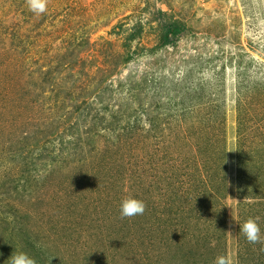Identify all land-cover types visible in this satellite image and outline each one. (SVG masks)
Instances as JSON below:
<instances>
[{
    "label": "rangeland",
    "instance_id": "374dc122",
    "mask_svg": "<svg viewBox=\"0 0 264 264\" xmlns=\"http://www.w3.org/2000/svg\"><path fill=\"white\" fill-rule=\"evenodd\" d=\"M168 18L183 31L158 47ZM138 76L140 121L114 112ZM203 82L206 107L163 116L156 100ZM263 119L264 0H48L43 14L0 0V264L19 251L37 264H178V250L211 261L203 234L239 264V225L259 217L264 236L261 179L240 184L237 167L240 149L264 159ZM92 126L91 142L65 147ZM129 194L145 211L121 218Z\"/></svg>",
    "mask_w": 264,
    "mask_h": 264
},
{
    "label": "trees",
    "instance_id": "16d2710c",
    "mask_svg": "<svg viewBox=\"0 0 264 264\" xmlns=\"http://www.w3.org/2000/svg\"><path fill=\"white\" fill-rule=\"evenodd\" d=\"M160 36H159V45L158 47H164V46H167L169 44H172L174 43V41L177 40V38L179 37V35L182 33L183 31V28L184 26L182 24H180L177 20H171V19H166L164 20V22L161 24L160 26ZM139 32H134V33H131L129 35V38L128 39H133L134 37H136V35H138ZM130 58V54H127V56L124 58V61H127L128 59ZM138 82L136 83H130L129 85V88L127 87V91H128V98H125L127 99L128 101L125 102V107L124 108H121L120 107V111H115L114 112H126L127 113V116H132L134 115V118L136 117V121H140V119L142 118V116H145V112H143L142 108L144 107L143 106V102H141V100L139 99H136V97H138L139 95H141V93H144L146 95V98H149L148 96V92L146 90V86H142L141 84H145L146 83V80L143 79L141 76H138ZM137 84V85H135ZM203 86H201L199 89H197L196 87L193 88V87H184V90L185 92L189 93L185 96H182L180 98H169L166 102V104H163V103H160L159 100H156V105L158 107H163L164 109H167L166 110V114H164L163 116H166L168 115L169 113L174 115V112H172L174 109H176V112L175 114L178 112V109H177V106L180 104L182 106V108L180 109L182 114L183 115H186L187 113H191V112H198L199 109H201L202 106L206 107L207 106V102H202L201 100L199 101H195L194 98H196V96H194L195 94H201V93H204L205 91L209 92L210 90L207 89V87L209 86V84H207V82H203L202 83ZM122 84H120L121 86ZM209 90V91H208ZM253 90V88H252ZM113 92V90H112ZM137 92V93H136ZM182 93V92H181ZM139 94V95H138ZM153 94V93H152ZM179 94V92H178ZM193 94V95H192ZM138 95V96H137ZM152 96V95H151ZM190 99L191 101L189 102L190 104H186L185 101ZM199 99V98H198ZM135 101L137 102L136 106L141 108L139 110V112H132L134 109L132 110H127L130 105L129 104H134ZM208 101V105L210 104H213L214 100H210V99H207ZM86 104L89 105V108H90V104L88 102V100L86 99H82L80 100L79 102V105H76L77 109L81 108V106H85ZM135 105V104H134ZM189 105V106H187ZM211 107V105H210ZM106 108V106L104 107ZM119 108V107H118ZM187 112V113H186ZM163 114L164 112H158V114ZM157 117V116H156ZM96 117L94 116L93 117V120L95 119ZM175 118V117H174ZM148 119V118H147ZM264 120V119H263ZM152 125L153 127H157L156 126V123L152 122ZM94 126L92 127H88L86 128L85 131H83L81 133L78 132L75 136V138H70L68 139V145H66L65 147L66 148H69L70 145H71V142H75L77 143L76 145H80L81 143H86V142H91L93 138V135H94V129H93ZM259 132H258V136L264 141V133H263V130L264 129H258ZM258 137V138H259ZM247 138V136H246ZM246 138L244 140H246ZM248 139V138H247ZM252 150H248L247 152L246 151H243V150H239L238 152V155H237V161H238V164H237V167H238V174H239V181H240V184H245L246 181L248 179H251V178H260L261 179V182H262V188H264V159H261V160H258V159H254L252 158ZM255 161V162H253ZM152 162V161H150ZM186 166V165H185ZM188 168V166H186ZM253 172V174H252ZM246 175L247 176V179L245 180V177H243V175ZM245 180V181H244ZM262 192V190H260ZM261 192H256V194H253V195H257ZM247 199H251L252 197H249L248 195L246 196ZM255 200H258L255 204H263L264 203V196H257V198ZM192 203H180V206L179 208L175 211V214L180 220H178V223L181 225L182 223H184L185 221H187L188 218H190V215H189V210H187V208H190V205ZM253 204V205H255ZM183 220H185L183 222ZM204 235V234H203ZM201 235L200 237H206L205 241H206V244H205V248L208 249V245L214 250L212 252V260L211 261H208V260H205L204 258H202V251L201 250H196L192 253L191 250H189L187 253H184V252H181V251H177V258H176V262L178 264H227V260H225V257L223 255L224 253V250H223V253L220 255V254H217L215 252V250L217 249V245L216 244H211V240L209 242V239L210 237L212 236H203ZM261 236H262V231H261ZM217 237V236H216ZM264 237V236H263ZM242 239L243 241L245 242V240L247 241V239L245 238V236L242 234ZM198 240V239H197ZM209 242V243H208ZM254 244L253 243H245L242 248V252H243V255L242 256H239L238 260L241 259V262H239V264H264V244H261L260 243V254H259V257L258 258H254V252H251V250H254ZM42 253V252H41ZM49 254V253H48ZM201 255V256H200ZM216 257V261L214 260ZM48 258V257H47Z\"/></svg>",
    "mask_w": 264,
    "mask_h": 264
},
{
    "label": "clouds",
    "instance_id": "9594fccd",
    "mask_svg": "<svg viewBox=\"0 0 264 264\" xmlns=\"http://www.w3.org/2000/svg\"><path fill=\"white\" fill-rule=\"evenodd\" d=\"M26 3L30 11L37 14H43L47 10L48 0H26ZM225 184L227 186L226 181ZM145 207H146L145 203L142 200L137 199L133 195L129 194L121 201L120 204L121 218H132L137 215H142L145 211ZM258 221H259V217H255V218L248 217L243 222L242 225H239V229L243 233V235L245 236L248 242L264 244V237L261 236V229ZM9 264H37V262L28 253L19 251V252L11 253Z\"/></svg>",
    "mask_w": 264,
    "mask_h": 264
}]
</instances>
